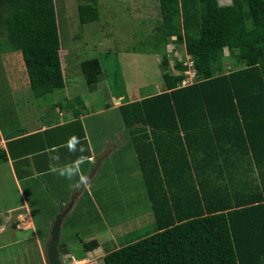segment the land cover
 I'll use <instances>...</instances> for the list:
<instances>
[{
	"label": "trees",
	"instance_id": "obj_1",
	"mask_svg": "<svg viewBox=\"0 0 264 264\" xmlns=\"http://www.w3.org/2000/svg\"><path fill=\"white\" fill-rule=\"evenodd\" d=\"M159 8V42H183L193 71L183 82L188 66L177 61L184 72H165L161 92L117 108L155 229L107 251L104 264H264V0H159ZM55 11L54 0H0V52L21 54L35 98L66 86ZM77 14L80 23L98 20L96 0H79ZM81 69L95 85L102 65L93 57ZM66 97L55 104L75 115L85 108ZM158 140H176L181 159L164 161ZM96 246L83 242L84 251Z\"/></svg>",
	"mask_w": 264,
	"mask_h": 264
},
{
	"label": "rangeland",
	"instance_id": "obj_2",
	"mask_svg": "<svg viewBox=\"0 0 264 264\" xmlns=\"http://www.w3.org/2000/svg\"><path fill=\"white\" fill-rule=\"evenodd\" d=\"M219 1L223 5L231 2ZM78 3L79 0H54L66 83L58 96L35 98L29 91L21 54L18 51L0 52V121L8 112L22 107L30 109L31 118L41 107L44 113L58 115L53 104L59 98L63 101L64 96L80 93L88 100L89 112L94 111L85 118L93 149L100 155L106 150L112 151L100 162L98 157L99 163L96 161L90 167V162L73 155L83 149L80 145L75 151L66 144L74 138L63 137L54 142L60 144L53 150L57 153V163L41 165V174L32 173L35 175L29 177L31 185L27 183L29 181L22 183L38 237L35 238V247L31 242L29 254L23 256V246L28 244L23 241L26 232L15 229V220L10 219L0 232V253H8L14 246L18 254L14 259L8 258V262L48 264L47 245L52 226L62 211L66 213L60 223L58 259L63 264H67L71 256L80 258L71 264L87 261L104 264L103 256L107 251L133 242L155 229L143 176L121 115L117 109H99L109 107L106 104L110 103V107L116 108L125 101H134L163 89L165 72L176 75L184 72L177 69V61L188 66V77L182 81L189 80L193 71L190 56L184 43L177 42L174 36L164 44L159 42V0H96L99 19L89 23L79 22ZM93 57L100 60L102 71L97 75L95 85H87L81 64ZM163 60L167 63L164 64ZM223 63L226 70L231 69L228 55H224ZM115 92L119 96H115ZM54 131L64 134L61 127ZM45 145L48 147L49 143ZM46 149L44 145H30L24 155L38 154ZM67 154L72 155L65 160ZM20 198L12 180L7 179L0 187V221L11 212L7 211L8 208L21 204ZM29 231L33 232V237V229ZM92 239L97 241L96 248L91 252L84 251L83 242ZM61 249L68 253H62Z\"/></svg>",
	"mask_w": 264,
	"mask_h": 264
},
{
	"label": "crops",
	"instance_id": "obj_3",
	"mask_svg": "<svg viewBox=\"0 0 264 264\" xmlns=\"http://www.w3.org/2000/svg\"><path fill=\"white\" fill-rule=\"evenodd\" d=\"M219 2H221V0ZM220 5H223V3ZM224 5H227V4H224ZM226 51L227 50H224V55H227ZM161 91L162 89L160 90L158 89V91L155 93H159ZM84 95L86 96V94ZM77 96L81 97L85 105V108L79 111L78 115H75L73 113V109L71 107L53 104L54 106H56V111L58 115L54 112L53 114H49L50 112L44 113L41 107L37 113L33 114L34 117L31 118L29 116L30 109L26 110L24 107H22V108H19V110L16 109L15 110L16 112L15 111L8 112L6 117L3 116L2 120L0 121V147L6 151V157H7L5 161L0 163V187L4 186V182L7 179L12 180L14 186L16 187L21 197L20 198L21 204L19 206H13L11 208H8L7 211H11V212H9V215L4 216V221L2 220L0 221V232L4 231L5 224H7V222L10 219L15 220V229L26 232V235H24L25 237L23 238V241H26V243L28 244H26L27 247L23 246V249H22L23 251L22 254L24 257L27 256L30 252V247L28 245L31 242L34 243L35 238L38 239V237L36 236V233H35L34 221H33V217L31 214V210L29 209L28 203L24 196V192L22 190L23 189L22 183L29 181L27 183L31 185L29 177L35 175L32 173H36L39 176L42 172V170H40L41 165L44 166V164L46 163L48 164L57 163L55 162L57 159V156H56L57 153L53 152V150L56 147H58L60 144L54 143V142L63 137L74 138L73 140H69L68 143L66 144H70V149L72 150L75 149V151L78 150V145H80L81 149L83 148L84 151L82 149L80 152H78L79 154L75 153V156L82 154L81 156H79V158H81V160H87L88 162H90L91 163L90 167H93L95 165V162L97 161L98 157H100L98 160L100 162L101 160H103L102 157L107 156L112 151V149H109L110 150L109 152L108 150H106L100 155V153H97L93 149L92 141H90V136L88 135L85 118H87L86 116H89L90 113L93 114L94 111L92 110L89 112L88 100L83 98V96L80 93L79 94L76 93L75 96H67L66 99L75 98ZM51 99H53V97ZM139 99H136V100H139ZM53 103H55V101ZM78 105L79 104L76 102L75 108H78L79 107ZM28 106H29V103H27V107ZM110 106H111V103L109 107L107 108L101 106V109H99V111H109V110L118 108V107L115 108V107H110ZM59 127L63 128L64 134L63 133L58 134L57 131L53 132V129H56ZM50 132H53V133L50 134ZM84 141H86V144H84ZM167 141L168 143H166ZM205 142L206 140H203V141L198 140L199 144H205ZM46 143H49L48 147L45 145ZM176 144H177L176 140H158V145L160 147H163L161 150V154H163L164 161H167V159L170 158V156L176 157V159H181V152H177L178 155L174 153V151L177 148V146H174ZM30 145L32 146H41V145L43 146L44 145L48 149L42 151L41 153H45L46 155H41V153L24 155L25 149H27ZM51 147L53 148L52 150L49 151ZM85 147L87 148V150ZM201 153L202 152H199V154ZM68 155H72V154L65 155V160ZM182 165L185 166V162H183ZM183 170L184 169H182V171ZM32 178H35V177H32ZM194 181H195V184L198 183V179L196 178L195 174H194ZM32 184H35V183H32ZM36 184H37V181H36ZM23 223L27 225H23ZM30 228H32L34 231L33 237H31L33 235V232L29 231ZM35 244L36 243L33 244L34 247H35ZM12 245H15V244H12ZM15 252L16 251L13 246L10 252L0 253V264H3V263H12V264L18 263L19 264V261H16V262L13 260L12 262L7 261L10 258L14 259L15 257H17L18 253H15ZM2 256H5L4 258L6 260H3Z\"/></svg>",
	"mask_w": 264,
	"mask_h": 264
},
{
	"label": "water",
	"instance_id": "obj_4",
	"mask_svg": "<svg viewBox=\"0 0 264 264\" xmlns=\"http://www.w3.org/2000/svg\"><path fill=\"white\" fill-rule=\"evenodd\" d=\"M98 163L99 162H97V164ZM65 213L66 211H62L61 213H59L56 216L55 222L52 226L51 237L47 245L48 264H61L58 259L59 230H60V223H61L62 217L64 216Z\"/></svg>",
	"mask_w": 264,
	"mask_h": 264
},
{
	"label": "built area",
	"instance_id": "obj_5",
	"mask_svg": "<svg viewBox=\"0 0 264 264\" xmlns=\"http://www.w3.org/2000/svg\"><path fill=\"white\" fill-rule=\"evenodd\" d=\"M79 260L75 259L74 257L71 256V260L67 263V264H71V263H77ZM84 264H90V262H85Z\"/></svg>",
	"mask_w": 264,
	"mask_h": 264
},
{
	"label": "clouds",
	"instance_id": "obj_6",
	"mask_svg": "<svg viewBox=\"0 0 264 264\" xmlns=\"http://www.w3.org/2000/svg\"><path fill=\"white\" fill-rule=\"evenodd\" d=\"M79 260V259H78Z\"/></svg>",
	"mask_w": 264,
	"mask_h": 264
}]
</instances>
